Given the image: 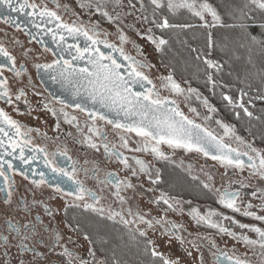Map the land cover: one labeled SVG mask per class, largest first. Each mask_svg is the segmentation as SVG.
Wrapping results in <instances>:
<instances>
[{
    "label": "snow or ice",
    "instance_id": "snow-or-ice-1",
    "mask_svg": "<svg viewBox=\"0 0 264 264\" xmlns=\"http://www.w3.org/2000/svg\"><path fill=\"white\" fill-rule=\"evenodd\" d=\"M53 2L56 4V8L61 7L58 0H53ZM103 2L104 0H81L79 6L89 10L94 9L95 12L100 13L109 22L119 21V14L113 16L104 10L102 7ZM117 3L119 4L120 0H117ZM140 4L141 10L146 11L143 0H140ZM150 5L152 6L150 23L156 29L161 30V32L196 28L202 30L203 47H189L191 52L195 54V59L200 60L204 64L205 82L210 84L213 90L217 87L215 74L220 73L224 69V63L220 59L213 58V53L216 50L224 52L226 55L231 53L230 59L234 57L238 60L240 59L239 50L244 49L248 52L247 63L252 65V67H255L252 57L254 49H258L261 56L264 57V0H243L242 3L236 4L234 7H228L223 13L209 0H150ZM0 7L7 9L10 13L17 14L16 16H0L4 23L11 24L18 30H22L21 25L17 22L19 14L22 13L27 18V23L37 29L35 36L32 37L33 39L40 37L41 33L51 35L60 53L66 50H75V54L72 55L70 60L64 59L63 55H60L59 58L54 59L51 63L35 65L38 72L43 71L49 74L53 80L61 83L62 86H68L73 97L77 98V102L72 104L63 98L53 97L61 105L59 110L51 107L49 102L42 103L43 109L58 118L56 123L57 130L60 128L59 116L62 115L64 122L75 124L77 130L83 132L77 117L74 115L70 116L65 111L66 108L75 107L86 113L93 121L92 127L88 129L90 133H94L97 136L101 134L100 129L95 127V121L98 119L120 130L121 147L125 149H129V139L125 133H135L136 136L140 137L139 146L129 149V151L147 152L159 160H168L169 156L161 148L162 145H167L173 150L183 149L187 152L201 153L205 157L218 161L226 169H238L242 172L245 168H248L251 170L252 176L264 181V152L253 147L252 144L246 143L243 137L236 134L235 127L225 123L223 120H215V123L224 131L223 136H218L205 124L198 123L196 119L186 115L180 108L178 100L172 98L173 96L184 97L185 101L193 99L199 101L210 113L202 117L204 121H212L213 115L211 114H215L218 109L209 102L206 96L200 93L198 88L192 87L189 82H185L188 84L187 87H182L181 83L175 79L173 73L161 77V87L168 90L171 94L170 96H162L156 84L145 71L151 70L155 66L126 52L124 45L132 43L133 47L136 48L137 55L141 57L144 55L140 46L131 41L129 36L119 26H117L119 44H115L107 38L109 33L100 31L99 22L92 24L90 27L79 21L65 22L61 15L56 10L49 8L47 4H38L30 2V0H0ZM130 7H136V4L131 3V0ZM64 9L66 12L72 11L67 5L64 6ZM164 9H167L172 15H175L181 9L187 10L200 23L198 25L191 23L176 24L171 23L168 16L157 18V12ZM143 18L146 21L149 20L148 16ZM49 25H53V27H49ZM257 29L259 30L258 32ZM29 34L31 35L30 31ZM66 36L73 39L83 37L86 41L85 46L81 48L79 44L67 45ZM146 38L160 52H163L165 47L170 46L169 39L165 38L163 34L156 36L152 28L147 29ZM39 42H42V40ZM182 43H187V41H182ZM101 45L110 49L111 52L105 53L101 51ZM45 51L52 52L53 56H57V52L52 51L47 45H45ZM116 53L127 62V65L117 59ZM83 60H86L87 66L79 67L73 63V61ZM125 67H127L126 74L123 71ZM5 69L13 72L17 77L22 75V71L16 68V57L0 44V100L12 105L14 103L13 94L8 78L4 75ZM256 75L260 77L261 83L264 84V71L256 73ZM29 83H31L30 79ZM137 86L141 90H136ZM247 87L250 88L251 85L249 84ZM238 91V101L234 100L231 95L224 93H221V95L229 105L239 107L247 117L252 118L253 112L249 111L244 102L247 92L244 89H239ZM35 94L40 95V93ZM22 97L25 98L24 103L28 104L27 93L20 89L15 99L18 101ZM257 98L264 100V95H259ZM82 99L90 101L93 107H87L81 102ZM97 105L99 108L95 107ZM99 109L106 111H100ZM28 111H32L31 107H29ZM189 111L196 117L201 116V113L195 107H189ZM108 113H113L120 119H111ZM235 115L239 118L240 113L236 112ZM256 118L259 119V117ZM33 131L39 130L25 128L19 121L13 119L4 108H0V179H2L0 193L5 194L3 203L9 208L14 203L13 197L17 191L15 175L18 173L26 180L29 176L27 171L23 168H17L13 160L8 159V157H14L22 165H30L37 159L36 154L43 153L46 165L51 171L59 177H66L75 186L72 190L66 191L57 183L55 191L63 193L65 196L73 197L75 200L85 201L83 205L72 204L68 205L69 207L83 206L102 215L107 212L109 220L115 221L119 217L120 223L126 227L135 224L136 228L134 231L129 228L130 238L133 240L137 236L145 238L143 241L144 252L149 253L153 257H159L163 264H179V261L167 259L163 256V253L157 251L155 241L148 238L146 229L159 225L163 234L169 237V241L175 238L181 245L189 243L199 251L200 245L195 240L186 241L182 235L184 225L167 218L168 212L183 214V204L187 203L190 205L191 201H181L176 197L169 196L166 192H161L159 197L152 200L151 203L163 206V216L152 218L140 212L133 214L131 208H129L127 210L128 215L134 216L132 220L126 219L123 211H114L110 207L108 209L103 206L98 207L102 197L91 189L86 188L80 180L76 179L75 162H73L71 170L55 164V156L59 154L67 157V152L52 153V158H49V153L44 147L32 144L31 133ZM44 135L46 136L47 134L45 133ZM68 135H71V133H68ZM225 137L234 138L240 145H244L246 150L242 151L240 147H233L231 144L225 143ZM83 142H86L89 147L99 150L98 145L91 136H88L86 141ZM26 148L34 154L31 156L26 155ZM103 148L105 153L110 157L114 156L132 177L139 179L141 174H143L147 176L153 185L161 182L160 170L156 169L155 173H153L152 167L145 160L133 156L131 160L134 163H131L129 157L124 156L114 146L110 149L108 143H104ZM244 157H247L246 161ZM67 158L71 160V157ZM84 171L87 172L88 170L84 169ZM93 173L94 177L98 179V171L94 169ZM37 175H39L40 179L31 181L34 186L40 187L47 183V178L43 172L37 173ZM208 179L211 180L212 177L209 175ZM113 182L116 189L115 196L121 204L126 203L125 197L120 195L121 187L124 189H135L136 185L127 178L120 179L114 173H108L106 179L100 181L102 184H113ZM237 183L242 188L248 187L242 181H237ZM203 187L210 188V185L204 183ZM149 191H154V189L150 188ZM217 191L219 192L220 190L217 189ZM257 193H259L260 199L258 207L261 213H264V188L257 189L252 195L257 196ZM86 197L92 203L86 202ZM218 202L225 209H231L235 213H242V215L247 217H254L258 221H264V214H257L256 211H253L254 206L251 203H248L242 211L241 192L239 190L233 191L231 184L220 193ZM15 203L18 207L22 206L26 214V222L16 220L14 216H9L8 213L4 214V232L7 234H0V241H2L4 247V257L6 258L3 264H13V260H15V264H41L42 261H48V254L55 253L57 248L62 249L59 255L67 258L64 264H76L77 261L78 264H93V261L74 256L66 244L62 243L64 236L61 231L50 224L45 225L39 214L29 218L28 214L34 210L38 211L41 205L43 206V211L49 217L55 218V213L47 204L35 199L29 203L23 196ZM65 212H67V208H65ZM187 214L197 225H207L209 228L216 229L218 233L232 237L245 245L258 246L264 250V228L262 227L241 223L233 217L214 209H209L206 213H202L198 208H191ZM225 221H230L232 224L238 225L240 229H247L255 233L258 239H252L243 232L238 234L236 231L226 227ZM141 224L145 225L146 229H141ZM41 225H43L42 228ZM66 227L73 231H80L79 224H76L75 227L72 224H67ZM84 239L90 241L87 233H84ZM13 240L17 242L15 247L21 254L18 257L10 256L9 245L12 244ZM209 245L216 247V241L209 240ZM28 253H31V260L26 259L24 255ZM88 255L93 260L96 259V251L94 249H90ZM188 255L191 256L192 253L188 252ZM213 255L216 256L217 264H249V261L230 256L227 252L213 253ZM262 255H264V252H262ZM200 261L203 264L202 254ZM96 264H105V261L100 260ZM115 264H119V262H115Z\"/></svg>",
    "mask_w": 264,
    "mask_h": 264
},
{
    "label": "flooded vegetation",
    "instance_id": "flooded-vegetation-1",
    "mask_svg": "<svg viewBox=\"0 0 264 264\" xmlns=\"http://www.w3.org/2000/svg\"><path fill=\"white\" fill-rule=\"evenodd\" d=\"M30 2H35L38 4H47L49 8L56 10L61 15V17L65 22L68 23H72L74 21L81 22L79 19L75 17L74 12L72 11L66 12L65 10L62 11V5L60 4V2H58L61 5L60 8H56V4L53 2V0H30ZM8 15L16 16L17 14L10 13L7 9L0 7V16H8ZM17 22L21 25L22 30H18L15 26L11 24H6L4 23L3 19H0V26L3 28V32L0 33V44H2L5 48H7V50L13 56L16 57V68L22 71V75L20 77H17L14 75L13 72L5 69L4 75L8 78L9 86L13 94L14 103L12 105H9L4 100H0V108H4V110L8 112L13 119L19 121L25 128H33L39 130V131H33L31 133L32 144L38 145L40 147H44L46 151L49 153V158H52L51 157L52 153H62L66 151L67 157H71V160H69L66 156L57 154L54 158L55 164L58 165L59 167L71 170L73 167V162H75L76 179L80 180L86 188L91 189L92 191L96 192L98 195L102 197L98 207L103 206L105 209H108L110 207L114 211H123L125 218L128 220L134 219V216L128 215L127 210L129 209V207L126 206V203L121 204L119 199L115 196L116 189L114 187V182L113 184L100 183L101 180L106 179L108 173L117 174L119 178L123 180L125 179L123 174L124 171L126 170L124 169L123 165L119 161H117V159L114 156L110 157L107 153H105L103 148L104 143H108L110 149L113 148L114 146L115 149L122 152L124 156L129 157L131 163H134L131 160L133 156L138 157L140 159H142L141 158L142 155L150 156L151 158H153L154 159L153 165L160 170L161 182L156 185L152 184L151 189H154L158 193L166 192L169 194V192H167V189L168 187L172 186L175 189V191H177V193L179 194L176 198L180 199L181 201H190V199L184 197L185 194L188 192L187 182L191 181L194 183V185L203 187V183L200 180V178L198 176L191 178L189 176V172L187 168L181 166L180 164L168 160H159L154 155L147 152L141 153V152L129 151V149L136 148L139 146V142L141 138L138 136H137L138 139L134 138V136L136 137L135 133H125V135L129 139V149H125L121 147V141L119 139L120 130L115 129L113 125L107 124L105 121L97 119L95 121V127L100 129L101 134L97 136L94 133H90L88 129L92 127L93 121L87 116L86 113L81 112L79 109H76L75 107L66 108L65 111H67L70 114V116L74 115L77 117L80 124V128L83 129V132L78 131L75 124H68L64 122L62 115L59 116L60 128L59 130H57L56 123L58 122V118L53 116L47 110L44 109L46 112L38 115V117L40 118L38 117L35 118L36 117L35 115L29 114L27 112L30 103L25 104L24 97H22L18 101L15 99V96L20 89H23L27 93L28 102L30 101L29 95L31 93H40V95H38L37 97L41 99L40 101L41 107L43 102H49L51 107H54L57 110H59L61 105L57 102V100L53 99V97L63 98L68 103H72V104L77 102V98L73 97L71 89L68 86H62L61 83L53 80L49 74L43 71L38 72L37 68L35 67V65L37 64L51 63L54 59L59 58L60 55H63L64 59L70 60L72 59V55L75 54V50L71 49V50H66L63 53H60L51 35H44L43 33H41L40 37L33 39L32 37L35 36L37 29H35L31 24L27 23V18L22 13L19 14ZM25 25L27 26L25 27ZM84 25L90 27V25L88 24H84ZM49 27H53V25H49ZM29 31L31 32V35L29 34ZM101 32L103 33V31ZM101 38H103V36H101ZM107 38L111 42L110 37L108 36ZM41 40L42 42H39ZM17 41H19V43H17ZM66 43L67 45L79 44V46L83 48L85 46L86 41L83 37H78L76 39H73L72 37L66 36ZM45 45H47L48 48H51L52 51L57 52V56H53L52 52L45 51ZM125 46L126 45H124V47ZM100 48L101 51L105 53L111 52L110 49L105 48L103 45H101ZM126 52H128L133 56H136L128 50H126ZM115 55L121 63L127 65V62L124 61L119 56L118 53H116ZM137 59H141V58L137 57ZM73 63L79 67L87 66L86 60L73 61ZM123 71L126 74L127 67H125ZM145 71L150 76L151 70H145ZM29 79L31 80V83H29ZM153 82L155 83V81ZM13 84L18 85V87H16L15 89ZM157 89L159 90L158 87ZM137 90L138 91L141 90L139 86H137ZM81 102L84 103L89 108L93 107L91 102L86 99H82ZM11 109L13 110V112L9 111ZM45 133L47 134L46 136L44 135ZM68 133H71V135H68ZM88 136H91L93 141L98 145L99 148L98 151L96 149L89 147L86 142H83L86 141V138ZM227 143L231 144L233 147H240L242 151L246 150L244 145H240L239 142L236 141L234 138L229 139ZM161 148L163 150V148L168 149L169 147L167 145H162ZM25 153L28 156L34 154L31 151H29L28 148L25 149ZM198 154L201 155V157H203L204 159L214 161L211 158L203 156V154L201 153ZM36 155H37V159L33 161L30 165H22L21 162L19 160H16L14 157H8V159L13 160V163L14 165H16L17 168H23L25 171H27L29 178L26 180L18 173L15 175L17 191L15 192L13 197L14 203L11 205L10 208L9 206L3 203L5 194L0 193V234H7L6 232H4V225H3V219L5 213H8L9 216H14L16 220L26 222L25 220L26 214L23 211L22 206L18 207L17 204L15 203V201L19 200L20 197L22 196L25 197L29 203H31L32 200L35 199L38 201H42L44 204H47L55 213L56 219H58L60 213L62 214L66 224L68 223L65 220V213H66L65 208H67V211L70 212L73 209L81 208L85 211H89L91 213L98 214L103 217H107L108 215L107 212H105L102 215L90 209H86L83 206L69 207L68 205H72V204L83 205L85 201L75 200L73 197L65 196L63 193L56 192L55 185L57 183H59L61 187L64 188L66 191L72 190V188H74L75 186L74 184H72L71 181H68L66 177H59L58 175L54 174L51 171V169L46 165L45 156L43 153ZM94 157H96V159ZM244 159L246 161L247 157H244ZM84 169H87L88 171L85 172ZM94 169L98 171V179L94 177V173H93ZM245 169L251 172L250 169L248 168ZM40 172H43L45 174L47 178V183L40 187H36L31 183V181L33 179H40L39 175H37V173ZM166 177H168L169 181H166ZM172 179L183 181L184 182L183 186L180 187L179 185L174 186L173 184L174 182L171 181ZM0 183H2V179H0ZM229 184L231 183L227 182L223 188L219 189L220 190L219 192L217 191L218 197L220 193L223 192V190L229 186ZM159 186H163L164 190H160L158 188ZM182 187L183 189H180ZM204 189L209 191L208 188H204ZM231 189L233 191L239 190L241 192L242 197L256 200V198L252 195L254 191L248 190V188L246 187L242 188L239 183L231 184ZM127 190L128 189H124L123 187H121L120 195L125 197ZM137 194L138 192H136L135 195ZM139 194L141 196V193ZM200 195L201 194H198V197ZM212 195L215 197V194ZM172 197L174 196L172 195ZM86 202L92 203V201L87 197H86ZM193 203L198 205L203 204L197 201H193ZM162 207L163 206L155 205V208L157 210L162 211ZM183 208H184L183 214L174 213V212H168V213L170 215H176V216L182 215V217L185 215L187 217L189 208H187V206H183ZM224 210L231 212L229 214L227 213V216H231L238 221L242 219V221H240L241 223L253 224L258 227L264 228V221H258L254 217L244 216L242 215V213H235L231 209L224 208ZM137 212H140L139 207H137L135 210H132L133 214ZM162 213L164 214L163 211ZM37 214L41 216L45 225L50 224L51 226L56 227L58 230L61 231V234L65 236V233L63 234L61 230V226L56 221L52 220L53 217H49L43 211L42 205L38 211L34 210L32 213L28 214V216L29 218H32ZM259 214H264V213H261L260 211ZM167 218L169 220L174 221L171 217L167 216ZM239 218L241 219L239 220ZM182 220L183 218H181V221ZM115 221L120 222V218L117 217ZM224 223L226 227H229L231 230L236 231L238 234L240 232H243L252 239H258L255 233L250 232L247 229H240L238 225L232 224L230 221H225ZM134 226L136 228L135 224ZM42 227L43 225H41V228ZM140 228L146 229V226L141 224ZM70 230L74 234L73 230L72 229ZM146 230L148 233L150 232L149 233L150 236L153 237L154 239H156L155 235L158 233L159 238H166L169 241V237L163 234V231L159 225H157L154 228L146 229ZM197 230L198 232L204 235H215L216 237L227 236L218 233L216 229L209 228L207 225H197ZM187 233L188 231L184 227V230L182 231V235L189 237ZM174 240L177 241L175 238H172L170 242ZM16 243L17 242L13 240L12 244L9 245L11 257H18L21 255L18 249L15 247ZM62 243L66 244L69 250L73 252L74 256H78L77 251L73 250L72 247L69 245V243L65 241V239L62 241ZM197 243L201 246L200 248H202V250H205L207 257L210 261V264H217L216 256L213 255V253L227 252L228 255L233 256L231 250L230 251L226 250L225 246L222 247V245L220 246L219 244L216 243V247H211L209 245V240L207 242H197ZM235 244H237L238 246L241 245L240 247L243 246L247 250L248 257H244L241 259H245L249 261V264H264V255H262V252H264V250L260 249L258 246L252 247L245 245L243 242L240 241L236 242V240H234V243L230 244V246H232L230 248H233ZM61 252L62 249L57 248L55 253L48 254V261H42L41 264H64V261L67 258L60 256L59 254ZM24 255L26 259L28 260L32 259L31 253ZM5 259L6 258L4 257V247L2 241H0V264H3ZM13 264H15V260H13Z\"/></svg>",
    "mask_w": 264,
    "mask_h": 264
},
{
    "label": "rangeland",
    "instance_id": "rangeland-1",
    "mask_svg": "<svg viewBox=\"0 0 264 264\" xmlns=\"http://www.w3.org/2000/svg\"><path fill=\"white\" fill-rule=\"evenodd\" d=\"M58 2H60V4L62 5V11L65 10L64 6L67 5L69 8H71L72 12L75 13V17L84 24H88L91 26L92 24H96L97 22H99L100 30L109 33L108 36L110 37L111 42H115L119 44L117 26H119V28H122L124 32L129 36L130 40L134 41L135 44L140 46V48L143 50L144 55L142 57L138 56L136 48L133 47L132 43H129L125 46L126 50L130 51L138 58H141L146 62L154 65L155 67H153L150 71L151 79L155 81L156 86L159 88L163 96L171 95L168 92V90L161 87V83H162L161 77L167 76L169 73L172 72L161 63L159 58L160 51H158L155 45L152 44L146 38L147 29L150 27L148 24L149 21H146L143 18L145 15L141 10L140 0H131V3L136 4L135 8L130 7V0H120L119 4L117 3V0H104L102 5L104 10L108 11L113 16H116L117 14H119L120 16V20L114 23L109 22L106 18L102 17L100 13L95 12L94 9L89 10L88 8H81L79 6L81 0H58ZM1 32H3V28L0 26V33ZM153 33L156 36H158L155 32ZM175 79L181 83L182 87L188 86V84L185 83L184 81H181L176 77ZM13 86L15 89L16 87H18V85L16 84H13ZM199 91L200 93H202L203 96H206L209 99V102L212 105H214L218 109V111L215 114H211L213 115L212 121H204L202 119L204 115L210 113H208L207 109L204 108L199 101H196L195 99L191 101H185L184 97L173 96L172 98L178 100L180 108L184 111L186 115L196 119L198 123L205 124V126L213 130L216 135L223 136L224 131L221 127H219L215 123V120H223L225 123L229 125H233L235 127L236 134L240 137H243L246 143L252 144L253 147L259 149L261 152H264V147L256 143L253 139H247L243 135H240L238 133L237 127L229 120V118L225 114L221 112L219 107L213 101L212 92L204 93L201 89H199ZM37 96L38 95H36L35 93H31L29 95L30 97L29 107H31L32 111L31 112L27 111L29 114L35 115L36 116L35 118H37L38 115L46 112L40 106L41 99H39ZM189 107L197 108V110L201 113V116L196 117L193 113L189 111ZM9 111L13 112L12 109ZM134 138L138 139L137 136L136 137L134 136ZM229 139H233V138L225 137V143H227ZM163 150L169 156L168 161H172L174 163L180 164L183 167H186L189 172V176L191 178L198 176L203 184L207 183L210 185V188H208L210 193L215 194V197L211 194L215 200L214 202L215 204L203 203L202 205H198V204H194L193 200L190 198L191 201L190 205L187 203L183 204V206H187L189 210L191 208H198L202 213H206L209 209H214L219 212H223L226 215L227 213L228 214L231 213L228 212L227 210H224L222 205L219 204L218 195H217V189L223 188L227 182L234 184L237 183V181H242L244 184L248 185V187L246 188L252 191H257V189L264 188V181H261L256 176H252L251 172L246 169H244L242 172L238 169H226L220 163L215 161H210L208 159H204L203 157H201V155H199L196 152H186L185 150H181V149L173 150L172 148H168V149L163 148ZM94 158L96 159V157ZM141 158L150 164V166L153 169V173H155L154 170H156L157 168L153 165L154 159L151 158L150 156H145V155H142ZM209 175L212 177L211 180L208 179ZM123 176L131 180V182L136 185L135 189H128L126 191L125 194V199L127 201L126 206L131 208V210H135L137 207H139L140 213L145 214L146 216H150L152 218H157L159 216L164 215L161 210H157L155 208V204L151 203L152 200L159 197L160 193L156 192L155 190L149 191L152 184L148 180L146 175L141 174L140 178L137 179L135 177H132L128 172V170H125ZM166 181H169L168 177H166ZM158 188L160 190H164L163 186H159ZM136 192H138L137 195H135ZM167 192H169V195L171 194L170 196L173 195L174 197H177L179 195L176 194L177 191H175V189L172 186L168 187ZM139 193H141V196ZM254 197L256 198V200L242 197V202H241L242 211L243 208L246 207L248 203H251L254 206L252 210L257 211V214H259L260 212V209L258 207L260 204L259 193H257V196ZM167 216L171 217L175 222L184 225L185 229L188 231L187 235L189 236V237L184 236L186 241L195 240L197 242H207L208 240H215L216 243L219 244L220 246L221 245L222 247L225 246L226 250L228 251L231 250L233 256L239 258L248 257L247 250L243 246L240 247L241 245L238 246L237 244H235L233 248H230L232 247L230 246V244L234 243V239L232 237L229 236L216 237L215 235H204L198 232L197 224L195 223V221L192 220V218L189 215H187V217L185 215L182 217V215L176 216L167 213ZM181 218H183L182 221ZM240 219L241 218H239V220ZM52 220L56 221L61 226V230L63 234L65 233L64 236L65 241L69 243V245L72 247L73 250L77 251L78 256L93 261V264H96V262L100 260L105 261V259L102 256L97 254V252H96L95 260H93V258L88 255L89 250L94 249L93 246L88 240H85L84 237L77 235L74 231L73 234L72 231L68 229V227H66L67 224L65 223L61 213L58 216V219L52 218ZM240 221H242V219ZM129 228L135 230L134 224L129 225ZM149 233H148L149 236L148 238L155 241L157 251L163 253V256L165 258L179 261V264H201L200 257L202 254L203 264H210L207 254L205 250H202V248H200L201 246L199 247V251H197V249L193 248L192 245L189 243H185L181 245L179 241L174 240L170 242L166 238H159L158 233L155 235L156 239H154L153 237L150 236ZM188 252H191L192 255L189 256ZM76 264H78V261L76 262ZM105 264H107L106 261Z\"/></svg>",
    "mask_w": 264,
    "mask_h": 264
},
{
    "label": "trees",
    "instance_id": "trees-1",
    "mask_svg": "<svg viewBox=\"0 0 264 264\" xmlns=\"http://www.w3.org/2000/svg\"><path fill=\"white\" fill-rule=\"evenodd\" d=\"M209 2L223 13L228 7H234L236 4L242 3L243 0H209ZM144 7L146 11H143V14L149 17V27L158 36L163 34L170 41V46L165 47V50L159 54L161 63L171 70L177 79L189 82L204 93L212 92L213 101L237 127L238 133L247 139H253L264 147V100L257 98L259 95H264V84L256 75V73L264 71V57L261 56L259 50L254 49L252 52L255 67L247 63L248 52L244 49L239 50L240 59L238 60L234 57L230 59L231 53L226 55L224 52L216 50L213 53V58L220 59L224 63V69L215 74L217 87L213 90L211 85L205 82L204 64L195 59V54L191 52L189 47H203L202 30L196 28L161 32L150 23L152 19L150 0H144ZM161 16H168L169 21L176 24L191 23L198 25L200 23L187 10H181L172 15L167 9H164L157 12V18ZM182 41H187V43H182ZM249 84L251 85L250 88L247 87ZM239 89H244L247 92L244 102L249 111L253 112L252 118L247 117L239 107L229 105L221 95V93L231 95L238 101ZM236 112L240 113L239 118L235 115ZM171 181L174 182V186L179 185L180 187L184 184L183 181L176 179ZM187 183L188 194H185L186 198H191L200 203L215 202L208 190L202 186L194 185L191 181ZM198 194L201 195L198 197ZM65 220L73 227L79 224L80 231L74 232L81 237L87 233L90 237V241H88L107 264H115V262H119V264H163L159 257H153L144 252L143 241L145 238L137 236L135 240L131 239L129 227L120 222L109 220L107 217L81 208L73 209L71 212L67 211Z\"/></svg>",
    "mask_w": 264,
    "mask_h": 264
},
{
    "label": "water",
    "instance_id": "water-1",
    "mask_svg": "<svg viewBox=\"0 0 264 264\" xmlns=\"http://www.w3.org/2000/svg\"><path fill=\"white\" fill-rule=\"evenodd\" d=\"M136 90H137V88H136ZM93 106V105H92ZM96 108H99V106L97 105V106H95ZM100 111H106V110H104V109H99ZM108 115H109V118H111V119H120L119 117H116L113 113H108ZM208 158H210V157H208Z\"/></svg>",
    "mask_w": 264,
    "mask_h": 264
}]
</instances>
